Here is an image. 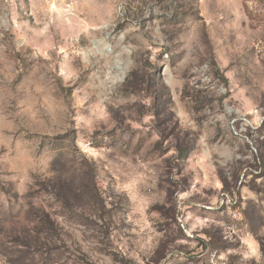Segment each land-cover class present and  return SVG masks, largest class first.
<instances>
[{"label": "rangeland", "instance_id": "374dc122", "mask_svg": "<svg viewBox=\"0 0 264 264\" xmlns=\"http://www.w3.org/2000/svg\"><path fill=\"white\" fill-rule=\"evenodd\" d=\"M0 264H264V0H0Z\"/></svg>", "mask_w": 264, "mask_h": 264}]
</instances>
